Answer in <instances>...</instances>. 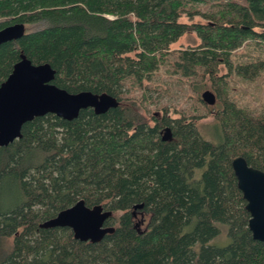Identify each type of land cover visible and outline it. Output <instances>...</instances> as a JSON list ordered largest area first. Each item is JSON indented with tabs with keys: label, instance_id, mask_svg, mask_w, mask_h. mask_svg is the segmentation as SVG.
Wrapping results in <instances>:
<instances>
[{
	"label": "trees",
	"instance_id": "trees-1",
	"mask_svg": "<svg viewBox=\"0 0 264 264\" xmlns=\"http://www.w3.org/2000/svg\"><path fill=\"white\" fill-rule=\"evenodd\" d=\"M17 22L27 31L0 44V85L25 53L52 65L57 86L120 104L36 117L0 147V264H264L232 167L242 155L264 170V115L228 93L236 77L264 76V0H0V29ZM190 32L198 45L172 48ZM162 67L210 80L217 142L197 116L149 110ZM80 199L112 210L115 231L93 243L40 227ZM136 204L149 216L140 229Z\"/></svg>",
	"mask_w": 264,
	"mask_h": 264
},
{
	"label": "water",
	"instance_id": "water-1",
	"mask_svg": "<svg viewBox=\"0 0 264 264\" xmlns=\"http://www.w3.org/2000/svg\"><path fill=\"white\" fill-rule=\"evenodd\" d=\"M26 31L23 22L10 24L0 29V44L19 39ZM56 72L50 63L34 64L21 53V60L0 85V147L22 137L23 125L36 117L52 113L73 120L83 109L93 108L101 114L119 106L120 101L108 93H73L57 86L53 83ZM202 98L209 105L216 104V95L211 90H206ZM166 130L170 131L168 127ZM232 167L250 213L249 228L253 238L264 241V170L250 165L242 155L232 160ZM143 206L136 204L134 210ZM112 215L113 211L106 210L103 205L89 207L80 199L42 222L40 227H69L76 239L96 243L115 231L114 225H106Z\"/></svg>",
	"mask_w": 264,
	"mask_h": 264
},
{
	"label": "rangeland",
	"instance_id": "rangeland-1",
	"mask_svg": "<svg viewBox=\"0 0 264 264\" xmlns=\"http://www.w3.org/2000/svg\"><path fill=\"white\" fill-rule=\"evenodd\" d=\"M187 20V18H184ZM195 20H200L196 17ZM30 30L40 29L42 25H28ZM200 43V39L195 32L184 34L173 45V49L187 48L196 46ZM242 49H240L241 51ZM227 69L221 66L220 73L224 74ZM151 97L149 98L148 108L152 112L163 113L164 109L168 110L169 115L173 118L185 114L190 119L197 116V128L200 133L208 140L217 142L220 137L218 133L215 113L221 108V99L217 91L211 86L208 78L195 79L192 77H184L179 72L168 70L162 67L154 76ZM229 88V97L239 106L245 107L254 113L264 115V76L253 82H245L236 77ZM206 90H211L216 95V104L209 105L202 98V94ZM140 91L137 92L138 96ZM201 99V100H200ZM137 221L145 217L149 220V216L140 209H137ZM146 227V224L142 226ZM216 244H224L220 240H214Z\"/></svg>",
	"mask_w": 264,
	"mask_h": 264
},
{
	"label": "flooded vegetation",
	"instance_id": "flooded-vegetation-1",
	"mask_svg": "<svg viewBox=\"0 0 264 264\" xmlns=\"http://www.w3.org/2000/svg\"><path fill=\"white\" fill-rule=\"evenodd\" d=\"M214 105H215V104H214ZM162 133H163V137H164L165 139H171L172 136H171V133H170L169 131H167L166 129H164V131H163ZM139 209H140V208H139ZM133 213H134L135 218L137 219V218H138L137 211L134 210ZM148 223H149V220L146 221V220H145V217H142L141 220L137 221V225L139 226V229H140V227H142V226L145 225V224H146V226H147ZM106 225H108L107 222H106Z\"/></svg>",
	"mask_w": 264,
	"mask_h": 264
}]
</instances>
